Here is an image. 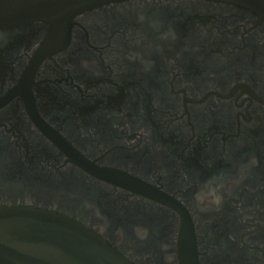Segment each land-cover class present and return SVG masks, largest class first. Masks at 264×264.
<instances>
[{"label": "flooded vegetation", "instance_id": "obj_1", "mask_svg": "<svg viewBox=\"0 0 264 264\" xmlns=\"http://www.w3.org/2000/svg\"><path fill=\"white\" fill-rule=\"evenodd\" d=\"M138 11L177 40L160 41ZM54 36L40 22L0 29V205L63 214L133 264H181L180 213L94 166L178 201L200 264H264L260 15L122 0L76 15L65 45Z\"/></svg>", "mask_w": 264, "mask_h": 264}, {"label": "water", "instance_id": "obj_2", "mask_svg": "<svg viewBox=\"0 0 264 264\" xmlns=\"http://www.w3.org/2000/svg\"><path fill=\"white\" fill-rule=\"evenodd\" d=\"M115 1L122 0H0V29L47 23L52 26L55 42L65 45L76 15ZM214 1L246 6L264 20V0ZM78 158L84 162L82 157ZM90 167L100 178L176 209L181 215V264H200L192 219L178 201L127 174ZM0 264L133 263L104 239L63 214L31 206L0 205Z\"/></svg>", "mask_w": 264, "mask_h": 264}, {"label": "clouds", "instance_id": "obj_3", "mask_svg": "<svg viewBox=\"0 0 264 264\" xmlns=\"http://www.w3.org/2000/svg\"><path fill=\"white\" fill-rule=\"evenodd\" d=\"M138 22H147L150 28L157 33L158 39L162 42H175L177 40V33L172 25H168L166 28L162 27L161 21L156 18H148L145 16L143 11H138L137 13ZM189 49L187 47L179 50V53L187 52ZM156 51H160L159 45L156 47ZM178 53V54H179Z\"/></svg>", "mask_w": 264, "mask_h": 264}]
</instances>
